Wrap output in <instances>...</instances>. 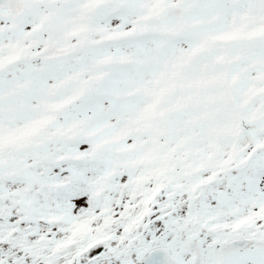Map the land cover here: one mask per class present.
<instances>
[{
  "label": "snow or ice",
  "instance_id": "1",
  "mask_svg": "<svg viewBox=\"0 0 264 264\" xmlns=\"http://www.w3.org/2000/svg\"><path fill=\"white\" fill-rule=\"evenodd\" d=\"M0 264H264V0H0Z\"/></svg>",
  "mask_w": 264,
  "mask_h": 264
}]
</instances>
